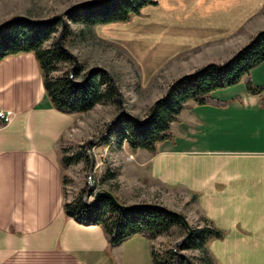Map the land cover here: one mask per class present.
Segmentation results:
<instances>
[{
	"label": "crops",
	"instance_id": "1",
	"mask_svg": "<svg viewBox=\"0 0 264 264\" xmlns=\"http://www.w3.org/2000/svg\"><path fill=\"white\" fill-rule=\"evenodd\" d=\"M154 1L128 22L92 28L94 39L122 48L142 89L162 75L177 79L221 64L264 30V0ZM70 24L75 34L82 29ZM249 75L262 87L259 95L243 82L212 92L214 104L180 112L173 138L158 143L156 154L126 146L118 170L132 184L187 194L186 219L222 233L206 243L213 264H264V62ZM0 110L13 113L0 124V264H150L142 238L110 247L101 226L64 211L76 196L65 193L62 177L67 184L74 164L61 166L60 145L92 110L73 116L55 110L31 53L0 63Z\"/></svg>",
	"mask_w": 264,
	"mask_h": 264
},
{
	"label": "trees",
	"instance_id": "2",
	"mask_svg": "<svg viewBox=\"0 0 264 264\" xmlns=\"http://www.w3.org/2000/svg\"><path fill=\"white\" fill-rule=\"evenodd\" d=\"M154 4V0L81 1L64 11L66 20L82 26V29L75 34L66 26L63 46L69 50L66 41L70 36L93 41L94 26L128 22L132 17L140 15L145 7ZM59 29V21L39 26L14 22L4 27L0 30V63L10 56L33 54L42 73L44 91L52 107L62 114L80 115L102 103L117 104L115 90L106 74L93 72L87 76V71L82 65L72 67V59L65 50L59 48L57 41L51 46H45L52 35L59 33ZM68 62L71 63L70 69L55 76L59 66ZM263 62L264 30L256 33L225 63H209L173 81L163 97L152 103L143 118L124 113L108 130L115 127L118 131L115 136L116 143L121 145L127 139L128 148L132 153L145 150L154 155L158 143L173 138L172 123L177 121L180 112L188 109L191 104H214L212 92L240 82L244 83L248 93L259 95L262 87L254 85L249 74ZM80 162L90 163L89 156L84 152L70 156H67L65 150L61 152L60 163L63 168ZM106 175L109 176L108 179L116 177L115 174ZM62 182L66 185V177H62ZM86 191L85 187L74 199L65 202L64 211L78 223L101 226L110 247L118 246L126 239L137 236L149 244L150 264H188L182 254L186 255L189 251L199 252L198 257L186 255L192 264H213L206 250V243L210 239L221 238L222 233L207 221L201 220V226L190 224L191 235L181 244L157 252L153 247L157 238L169 234L175 227L184 230L176 217L153 207L119 209L104 196L87 203L83 200Z\"/></svg>",
	"mask_w": 264,
	"mask_h": 264
},
{
	"label": "rangeland",
	"instance_id": "3",
	"mask_svg": "<svg viewBox=\"0 0 264 264\" xmlns=\"http://www.w3.org/2000/svg\"><path fill=\"white\" fill-rule=\"evenodd\" d=\"M81 1L84 0H0V24L13 16H26L33 20H43L61 14ZM68 26L70 30L75 31V27L71 24ZM58 35L59 33L52 35L45 46H51L57 41ZM66 45L68 51L77 59V64L82 65L86 71L91 68H102L110 74L118 89L124 113L139 119L147 114L152 103L163 97L168 86L176 80L169 75H162L158 77V80H154L150 86L142 89L135 66L122 48L96 37L91 41L70 36ZM70 67L71 63L69 62L61 64L59 71L54 75L59 76L69 70ZM118 112V104L112 102L99 104L90 113L79 117L76 122L77 127L69 133L60 145V153L65 150L67 156H70L84 152L90 160V163L82 162L71 166L69 181H67L65 188L67 198L71 199L82 189L89 187V193L84 194V202L87 203L95 197L98 191L103 190L110 192L119 203L126 206L140 203L157 204L185 217L191 207L188 204L190 197L184 192H170L151 184V182L149 185L132 184L129 182V176H126V172L118 178V170H121L127 157L124 148L128 146L125 140L121 145L117 143L111 145L118 131L115 127L109 131L108 126ZM107 131H109L108 134H106ZM89 172L92 176V181H89L91 186L86 183ZM106 174H117V178L108 179L109 176L106 177ZM188 223L195 226L202 225L197 220L192 221V223L188 221ZM184 235V230L175 227L169 234L164 235V239L154 242V250L162 252L164 249L174 248L176 242L181 240ZM185 254L190 255L188 252Z\"/></svg>",
	"mask_w": 264,
	"mask_h": 264
},
{
	"label": "water",
	"instance_id": "4",
	"mask_svg": "<svg viewBox=\"0 0 264 264\" xmlns=\"http://www.w3.org/2000/svg\"><path fill=\"white\" fill-rule=\"evenodd\" d=\"M53 21H59L60 22V29H59V35H58V38H57V43H58L59 48L65 50L66 53L69 55V57L73 60V66L72 67H74V66L77 65V59L71 54V52H69L63 46L64 30H65L66 26H68L70 24V22L67 21L66 18H65V12H63L61 14H58V15H55V16H51V17L43 19V20H33V19H31L29 17H26V16H13L10 19H8V20H6V21H4V22H2L0 24V30L3 29L4 27L10 25L11 23H14V22H24V23H27L29 25L39 26V25H42V24H45V23H49V22H53ZM93 72H100V73L106 74V76L110 80V83H111L112 87L115 90L116 101H117V104L119 106V112L114 117V119L109 123L108 127H110L111 125L116 123L118 121V119L124 114V109H123V107L121 105L119 92H118V89L116 88V86L114 85L112 77L110 76V74L106 70H104L102 68H91V69H89L87 71V76L90 73H93ZM108 127H107V129H108ZM100 196H104V197L108 198L119 209L129 210V209H135V208L153 207V208L164 210L167 213H169L170 215L176 217L180 221L181 226L185 230V236L181 240L176 242L175 246L181 244L186 238H188L191 235V226H190V224L185 219V217L182 214L178 213V212L169 210V209H167V208H165L163 206L157 205V204L140 203V204H133V205H127L126 206V205H123V204L119 203L118 200L108 191H98L95 194L94 200H96ZM182 256L186 258V261H187L188 264H192V262L190 261V259L186 255L182 254Z\"/></svg>",
	"mask_w": 264,
	"mask_h": 264
},
{
	"label": "built area",
	"instance_id": "5",
	"mask_svg": "<svg viewBox=\"0 0 264 264\" xmlns=\"http://www.w3.org/2000/svg\"><path fill=\"white\" fill-rule=\"evenodd\" d=\"M12 118H13V113L11 111L0 110V124H1V126L8 125L11 122ZM125 141H127V139ZM87 178L88 179H87L86 183H87V185L91 186L90 182L92 181V176L90 175V172L88 173ZM93 182H94V180H93ZM89 189L90 188L88 187L86 194L89 193V191H90ZM84 199L85 198H83V200ZM93 200H94V198H91L89 202H91Z\"/></svg>",
	"mask_w": 264,
	"mask_h": 264
}]
</instances>
